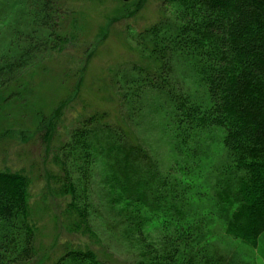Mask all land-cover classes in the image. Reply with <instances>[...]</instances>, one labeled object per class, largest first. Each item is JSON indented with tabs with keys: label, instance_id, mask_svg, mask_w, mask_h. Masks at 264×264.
Segmentation results:
<instances>
[{
	"label": "trees",
	"instance_id": "1",
	"mask_svg": "<svg viewBox=\"0 0 264 264\" xmlns=\"http://www.w3.org/2000/svg\"><path fill=\"white\" fill-rule=\"evenodd\" d=\"M161 5V19L137 39L143 62L131 76L115 74L118 120L84 115L53 145L51 178L79 241L51 264H252L236 245L254 256L264 249V0ZM63 12L56 0H0V33L10 30L0 51V108L23 97L28 74L61 40ZM178 60L192 83L176 79ZM149 90L159 92L167 168L131 127ZM64 104L47 119L48 149ZM31 192L23 170L0 169V264L39 255ZM101 235L123 244L128 259L118 262Z\"/></svg>",
	"mask_w": 264,
	"mask_h": 264
},
{
	"label": "rangeland",
	"instance_id": "2",
	"mask_svg": "<svg viewBox=\"0 0 264 264\" xmlns=\"http://www.w3.org/2000/svg\"><path fill=\"white\" fill-rule=\"evenodd\" d=\"M162 1L56 0L57 8L64 11L58 21L61 40H56L55 48L28 74L21 93L25 100L23 97L11 99L0 108V169L23 170L32 180L31 203L39 224V255L31 264H51L65 252L67 245L79 241L62 216L63 202L51 178L53 145L61 137L66 139L71 123L76 124L84 115L106 111L118 120L123 109L114 82L115 74L121 72L131 76L133 65L143 62L137 39L161 19ZM64 38L68 40L66 45ZM9 43L10 30L6 29L0 33V51L7 49ZM192 76L188 63L178 60L176 79L184 81L188 77L192 83ZM146 95L143 117L131 127L140 142L160 157L163 168H167L172 160L155 109L159 92L149 90ZM64 103L69 105L64 106L53 123L58 131L48 149L47 119ZM66 111L69 119L64 116ZM101 236L104 244L111 246L118 262L128 259L130 253L123 244H118V236L115 243ZM236 246L245 260L247 257L252 264H264L263 245L259 244L255 256L247 245ZM234 255L235 260L239 259L236 253Z\"/></svg>",
	"mask_w": 264,
	"mask_h": 264
}]
</instances>
